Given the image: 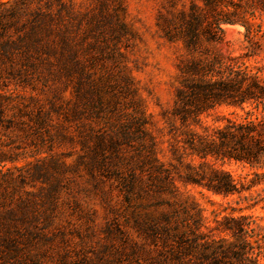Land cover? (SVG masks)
Wrapping results in <instances>:
<instances>
[{"label":"rangeland","instance_id":"rangeland-1","mask_svg":"<svg viewBox=\"0 0 264 264\" xmlns=\"http://www.w3.org/2000/svg\"><path fill=\"white\" fill-rule=\"evenodd\" d=\"M21 1L0 0V9L20 7ZM191 1L202 5L200 0L26 1L29 11L45 16L54 52L35 53L26 73L10 77L6 89L36 98L64 138L0 141L8 159L0 164V236L11 237L18 249L7 257L14 250L0 241V264H149L144 252H118L126 241L117 228L142 242L134 217L157 216L174 199L199 204L207 221L242 213L260 217L264 225V202L248 209L237 195L226 198L179 182L174 198L158 192L136 165L151 140L163 167L174 177L183 172L171 157L163 117L172 108L176 65L185 51L164 35L166 19L177 22ZM222 27L223 42L202 41L201 47L236 58L264 78V47L255 56L240 57L247 50L242 27ZM224 117L240 121L245 114L221 105L201 120L221 126ZM90 157L94 161L88 166ZM183 162L198 160L188 156ZM215 165L236 181L252 177L253 169L240 162Z\"/></svg>","mask_w":264,"mask_h":264},{"label":"trees","instance_id":"trees-1","mask_svg":"<svg viewBox=\"0 0 264 264\" xmlns=\"http://www.w3.org/2000/svg\"><path fill=\"white\" fill-rule=\"evenodd\" d=\"M26 1L22 0L20 7L0 9V141L12 137L34 144L57 138L54 136L64 137L51 124L50 112L36 98L27 100L6 89L10 77L26 73L35 53L54 52L45 16L29 11ZM200 1L202 5L191 1L188 11H179L177 22L166 19L164 35L171 43L181 42L185 51L176 65L178 84L172 108L163 117L172 139L171 157L183 167V172L177 171L176 177L171 175L157 158L151 140L149 151L139 152L136 165L147 171L149 182L158 192L175 198L180 194L176 185L179 182L183 187L197 186L226 198L237 195L250 209L264 202V78L247 70L244 62L202 48L201 44L223 42L222 25H237L242 27L247 44L240 57L258 54L264 47V0ZM221 105L238 108L245 117L240 121L224 117L221 126L204 124L201 116ZM245 105H252V109L246 110ZM49 106L54 109V101ZM6 155L0 151V164L8 160ZM188 156L198 163H184ZM230 160L253 169L252 177L236 181L228 171L215 165L217 161ZM93 161L94 157H90L88 166ZM258 186L261 187L253 195L251 190ZM165 206L157 216L134 217L142 242L130 240L118 227L126 241L118 252H144L149 255V264H264V225L260 217L230 213L207 221L197 203L174 199L166 201ZM0 241L14 250L7 257H15V241L4 236H0Z\"/></svg>","mask_w":264,"mask_h":264}]
</instances>
